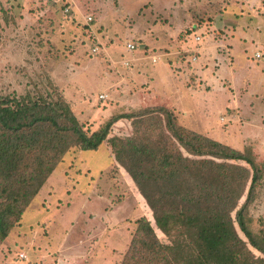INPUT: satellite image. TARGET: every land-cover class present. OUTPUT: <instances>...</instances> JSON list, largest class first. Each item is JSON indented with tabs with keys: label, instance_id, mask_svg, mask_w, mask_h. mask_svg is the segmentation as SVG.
Masks as SVG:
<instances>
[{
	"label": "rangeland",
	"instance_id": "obj_1",
	"mask_svg": "<svg viewBox=\"0 0 264 264\" xmlns=\"http://www.w3.org/2000/svg\"><path fill=\"white\" fill-rule=\"evenodd\" d=\"M171 1L167 10L170 0H0V97L28 92L32 100L62 99L88 135L113 116L164 107L178 124L241 152L249 149L263 163L264 0ZM156 38L161 46H153ZM127 42L136 52L126 49ZM166 51L172 53L166 63L181 74L184 90L195 101L186 94L173 101L153 93L149 100L134 102V93L154 87L149 77L158 64L147 67L148 59ZM131 133V119L122 118L97 149L70 147L0 244V264H53L60 253L77 255L73 264H88L90 246L53 251L49 224L67 227L71 222L73 229L84 227L90 241L105 222L112 231L103 235L101 247L114 248L123 259L137 237L138 219L149 216L110 145L111 138ZM248 215L250 231L261 239L264 176ZM156 232L168 255L184 264ZM47 244L52 259L37 260Z\"/></svg>",
	"mask_w": 264,
	"mask_h": 264
},
{
	"label": "trees",
	"instance_id": "obj_2",
	"mask_svg": "<svg viewBox=\"0 0 264 264\" xmlns=\"http://www.w3.org/2000/svg\"><path fill=\"white\" fill-rule=\"evenodd\" d=\"M122 118L132 133L110 145L149 216L138 219L121 264H176L156 230L184 264H264V233L258 239L247 225L264 164L249 149L178 124L164 107L113 116L88 135L67 102L28 92L0 97V244L65 152L97 149Z\"/></svg>",
	"mask_w": 264,
	"mask_h": 264
},
{
	"label": "crops",
	"instance_id": "obj_3",
	"mask_svg": "<svg viewBox=\"0 0 264 264\" xmlns=\"http://www.w3.org/2000/svg\"><path fill=\"white\" fill-rule=\"evenodd\" d=\"M153 1L155 0H151V3H154ZM172 2L173 1L170 0L169 3H166L167 10L169 6L170 7L173 6L171 5ZM168 25L174 26L170 24ZM153 43H154L153 46L155 44H158L161 46V39L156 38L154 39ZM149 45H151V42H149ZM126 49L130 52H134V51L136 52L137 50V48L130 50L127 47ZM170 55H172V53L166 51V52H161V53H154L152 56H150V59H148L147 67H151V65L158 64L157 69L153 72V75H151L152 77L151 78L149 77V80L150 82H152L151 84L154 87L150 90V92H142V94H139L140 92L138 91L134 93V96H133V98H135L133 100L134 102H137L140 104L141 102H144L145 100H149L150 97L152 96L154 97V94L157 95L159 93L161 95H164L163 96L164 98L172 97L173 101L180 99L184 94H186L188 95L186 97H188L189 101L191 102L192 100L195 101L196 99L195 95L188 94V92L184 90L182 82L180 80L181 74L179 75V73H177L176 71L172 72L170 69V66L166 63L165 57L167 56L170 58ZM159 61H163V62H159ZM136 73L137 71H135V74ZM135 74H134V77L137 75ZM180 84L182 85V87L180 86ZM189 95H192V96H189ZM262 164H264V162ZM116 204L111 205L112 208ZM105 219H107V217H105ZM121 223L122 222H120V227L123 226V224ZM101 224L102 225L99 228V234L97 233V235H94L93 237H91L92 241L88 239L90 238L89 237L90 233L85 232V230H83L84 227L80 226V227H76L75 229H73L72 222L67 227H62L63 225H61L60 223L59 224L57 223L49 224L50 226L49 232L51 235V239L55 241L52 246V248L54 249L53 251L55 252V251H58L59 249L60 250L65 249L66 251V250H70L71 247H77L78 249L83 246H86V247L90 246V251L89 252L87 250L85 251V254L87 253V257L89 258L87 259L89 262L88 264H118V260H121V259L117 258L119 255L114 254L115 249L111 248V251L110 250L108 251L107 249L101 247V246H105V242H104L105 240L103 239L106 238V236L109 234L110 231H112V230L108 231V228L105 222ZM64 229H66V232H64ZM74 233H78V234L74 235ZM37 234L38 232L36 231L35 232L36 237H37ZM103 235H106V236H103ZM44 243H47V242L45 241ZM44 246L46 247L42 248L43 254L39 255L37 260L42 259L44 261L46 257H49L50 259H52L50 255V252H52V248L48 247L49 246L48 244ZM119 251L120 250H117L116 253H118ZM60 254L56 256L57 257L56 262L52 261L53 264H73L74 261H78L77 255H76V258L75 257L72 258L71 255L62 256ZM101 254L105 255V257L101 256ZM83 264H86V263L84 262Z\"/></svg>",
	"mask_w": 264,
	"mask_h": 264
},
{
	"label": "built area",
	"instance_id": "obj_4",
	"mask_svg": "<svg viewBox=\"0 0 264 264\" xmlns=\"http://www.w3.org/2000/svg\"><path fill=\"white\" fill-rule=\"evenodd\" d=\"M51 1L54 2V1H57V0H51ZM65 10H67V8H65ZM91 19H92L91 16H87V17H86V20H88V21H90ZM193 39H194L195 41H197V40L199 39V36H195V37H193ZM126 47H127L128 49H130V50L135 49V48H134V47H135L134 44L131 43V42H128V43L126 44ZM96 50H97V47H96V46H93L92 49H91V51L94 52V53L96 52ZM260 55H261L260 52H255V57H256V58H260ZM192 59L195 60V56H193ZM99 98H104V95H100ZM18 256H19L20 259H25V257H26L25 254H24L23 252H20V253L18 254Z\"/></svg>",
	"mask_w": 264,
	"mask_h": 264
}]
</instances>
